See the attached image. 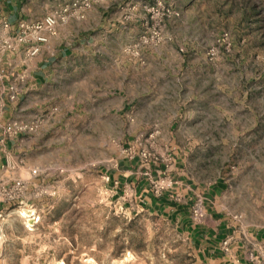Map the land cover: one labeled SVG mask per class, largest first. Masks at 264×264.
Instances as JSON below:
<instances>
[{"label": "rangeland", "instance_id": "obj_1", "mask_svg": "<svg viewBox=\"0 0 264 264\" xmlns=\"http://www.w3.org/2000/svg\"><path fill=\"white\" fill-rule=\"evenodd\" d=\"M139 1L142 10L125 11L128 25L141 23L138 39L124 47L152 64L155 51L169 54L180 82L170 84L166 103L184 101L179 125L195 135L193 171L206 183L224 179L222 202L256 227L264 220V0ZM55 102V118L47 115L54 103L32 110L30 121L44 119L38 146L27 166L7 173L24 184L17 199L0 203V264H202L174 224L119 198L105 178V165L121 154L119 131L134 124L113 118L106 138L92 132L95 120L80 119L75 102ZM163 107L156 125L171 130ZM169 143L160 136L151 148L157 163L170 157Z\"/></svg>", "mask_w": 264, "mask_h": 264}, {"label": "crops", "instance_id": "obj_2", "mask_svg": "<svg viewBox=\"0 0 264 264\" xmlns=\"http://www.w3.org/2000/svg\"><path fill=\"white\" fill-rule=\"evenodd\" d=\"M77 2L0 0V14L15 26L20 19L41 18L59 5L74 7ZM130 10H142L141 1L112 4L100 0L83 17L73 16L58 23L53 33H44L47 40L33 57L24 56L23 45L5 54L2 66L20 94L15 102H10L6 96L10 81H0V133L7 123H32V110L41 111L49 102L54 103V108L47 115L52 113L55 118L57 112L53 110L60 104L56 98L75 102L82 111L80 119L95 120L92 132L103 129L106 138L113 136L111 119L129 121L134 124L133 129L119 131L123 137H118L124 139L121 154L104 167L105 178L116 188L119 198L169 220L190 240L202 264H263L264 220L256 227L243 222L222 202L226 198V181L218 178L206 183L192 169L190 155L195 135L191 128L182 131L179 125L184 101L177 98L173 108L166 103L170 84L179 86L180 82L167 67L169 54L152 52L155 65L143 61L145 53L138 48L130 51L124 47L138 39L140 32L137 18L128 25L130 17L125 11ZM21 75L24 79H20ZM70 85L73 91L66 93V86ZM173 94L178 97L177 92ZM161 106L166 109L160 110L164 119L175 125L171 130V126L156 125L157 108ZM43 121L38 119L33 131L16 132L0 142V179L12 181L15 178L7 173L27 166L28 156L38 146L35 142ZM138 124L154 125L145 129ZM130 135L135 137L128 140ZM160 136L170 139L169 147L165 145L164 149L170 150V157L166 158L161 150L165 158H160L159 164L150 156V150ZM196 196L203 197L205 206V217L199 223H193L190 216Z\"/></svg>", "mask_w": 264, "mask_h": 264}, {"label": "built area", "instance_id": "obj_3", "mask_svg": "<svg viewBox=\"0 0 264 264\" xmlns=\"http://www.w3.org/2000/svg\"><path fill=\"white\" fill-rule=\"evenodd\" d=\"M99 1L78 0L74 7L68 4L59 5L41 18L20 19L15 26L6 19L5 15L0 14V81H4L5 79L10 81L9 74L5 72L2 66V58L5 54L14 52L23 45L24 56L26 58L33 57L39 52L41 44L47 40L44 33H53L58 23L65 22L73 16L83 17L85 11ZM20 79H24V76L21 75ZM19 94L20 89L17 84L14 81H10L6 88L7 99L10 102H15ZM35 127V122L29 124L7 123L1 130L0 142L16 132L33 131ZM142 156L145 157L146 154L142 153ZM36 171V168L32 169L33 173ZM23 184L21 180L6 181L0 179V203L6 198L17 199L21 194ZM190 216L193 223H199L204 219L205 206L202 196L194 198L191 204ZM38 218L35 215L34 219ZM262 251H264V246L262 247Z\"/></svg>", "mask_w": 264, "mask_h": 264}, {"label": "bare ground", "instance_id": "obj_4", "mask_svg": "<svg viewBox=\"0 0 264 264\" xmlns=\"http://www.w3.org/2000/svg\"><path fill=\"white\" fill-rule=\"evenodd\" d=\"M28 216H31V214H29Z\"/></svg>", "mask_w": 264, "mask_h": 264}]
</instances>
